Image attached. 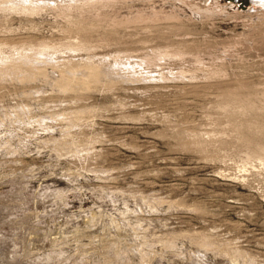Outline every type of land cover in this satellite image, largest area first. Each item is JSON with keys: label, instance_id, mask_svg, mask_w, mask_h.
<instances>
[{"label": "rangeland", "instance_id": "1", "mask_svg": "<svg viewBox=\"0 0 264 264\" xmlns=\"http://www.w3.org/2000/svg\"><path fill=\"white\" fill-rule=\"evenodd\" d=\"M0 264H264V7L0 0Z\"/></svg>", "mask_w": 264, "mask_h": 264}, {"label": "bare ground", "instance_id": "2", "mask_svg": "<svg viewBox=\"0 0 264 264\" xmlns=\"http://www.w3.org/2000/svg\"><path fill=\"white\" fill-rule=\"evenodd\" d=\"M252 2H254L255 4L261 5L262 7H264V0H252Z\"/></svg>", "mask_w": 264, "mask_h": 264}]
</instances>
